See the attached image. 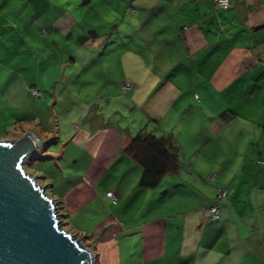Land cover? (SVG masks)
<instances>
[{
  "label": "crops",
  "instance_id": "0c3cea01",
  "mask_svg": "<svg viewBox=\"0 0 264 264\" xmlns=\"http://www.w3.org/2000/svg\"><path fill=\"white\" fill-rule=\"evenodd\" d=\"M22 4L34 9V20L25 19L29 29L51 24L74 35L75 43H59L63 71L56 70L57 81L53 74L40 83L37 55L48 52L47 44H26L35 54L33 66L29 57L26 67H0L1 87L18 82L48 93L55 85L62 89L56 102L77 78L87 80L95 57L113 56L119 66L106 61L104 91L93 92L86 110L80 95H72L81 122L62 137H37L31 125L40 122L26 98L20 113L4 117L0 111V138L28 129L46 151L41 159H63L69 149L83 159L82 171L68 178L45 170L40 177L53 178L46 180L48 196L73 228L67 231L87 241L95 264H264V0H230L224 9H214L211 0H69L59 6L4 0L0 7L12 15ZM0 22L18 29L20 39L27 29L12 18ZM97 45L105 46L99 51ZM118 80L129 81L131 90L119 91ZM126 109L127 117L119 113ZM226 110L234 114L223 122L219 113ZM22 120L31 124L19 128ZM138 129L168 136L177 160L176 169L150 188L137 184L140 167L121 150ZM218 188L225 192L216 199ZM103 189L117 195L116 207L109 210ZM215 201L217 213L210 217L206 208ZM87 212L97 215L87 221Z\"/></svg>",
  "mask_w": 264,
  "mask_h": 264
},
{
  "label": "rangeland",
  "instance_id": "374dc122",
  "mask_svg": "<svg viewBox=\"0 0 264 264\" xmlns=\"http://www.w3.org/2000/svg\"><path fill=\"white\" fill-rule=\"evenodd\" d=\"M2 1L4 0H0V2ZM15 1H17L18 3H22L24 0H15ZM46 1L56 6H59L58 5L59 3L62 4L63 1L69 2V0H46ZM66 5H69V3H67ZM26 7H28L27 4H26ZM25 8H23V4H22L21 7L17 8L15 10L16 12H14L11 15L2 6L0 7V11H1L0 18L1 17L12 18L15 21V25L18 28H21V29H24V27L27 28L22 34L24 37V39L22 40L23 37L20 39V36L18 35V29L14 27V31H11L8 26L9 24H3L0 22V67H14L15 65H18V66L22 65V67H26V62L29 59V57L31 61L28 67H32L33 63L35 62V54L33 55L28 54L29 48L28 46H26V44L38 45L39 47V46H45L44 43H46L47 44L46 49L48 50V52H46L45 50L42 56L37 55V63H36L37 66L39 65L40 59H42V66H43L41 76L39 75V71L36 72L37 74L36 76H38L37 80H38V83H40L42 80L45 81L46 79L50 78L54 74L53 81H57L58 71L59 73L63 71V68H61V71L58 69L59 67L58 60L63 59L62 57L63 52L60 50L63 47L59 45V43L61 42L62 44V42H64L65 45L67 43H70V44L75 43L74 35L71 36L67 34L68 31L71 30V27L65 30V33L67 35H65L64 32H58L56 28L52 27L51 24H49V26L47 24L40 26V29L38 31L36 29V25L33 24L32 29H29V26L27 24V21H25V19L27 20L32 17V20H34L33 18L35 17V13L33 12L34 9L30 11V9H28L29 7L26 9ZM53 12L57 13L58 9L50 8V13L53 14ZM86 20L87 18H84L83 22L78 27L81 29H85L87 25H84L83 23ZM75 28H77V26ZM98 31L102 34L105 33V30L103 27L98 28ZM108 43L106 42L105 44H108ZM101 45H97L99 46L98 47L99 51L102 49V47L104 48L105 46V45L104 46H101ZM107 47H109L110 50L116 48L115 46H107ZM79 51L81 52L82 50H79ZM83 54L84 53L81 52L80 56L83 57ZM99 57L98 56L95 57V61H94L95 65L94 67H91V69L93 68L94 69L89 71L90 76L87 78V80L84 81L83 79L77 78L76 83H73L75 84V86L72 87L71 89H70V86H68V89L66 88L63 89L64 90L63 95L56 102H55V99H57L56 95L58 94V90L60 91L61 87L58 88V87H55V85L50 88L47 87L49 91L48 93H46L44 88H40L35 85H26L25 87L24 85H22L20 87V84L18 82H15V83L12 82L9 87H3V86L1 87V82H0V108H2L0 111H3L4 117L5 115H7V117H10L8 114L9 111L14 110L16 113H20L22 110H24L26 102L23 103V99L26 98L27 100H30L32 102L33 105L29 108L34 112L37 120L40 122V125L38 127H37V124H34V123L33 125H31L32 128L34 127L36 128L37 137L39 136L38 138L40 140L45 138L44 141L50 140L54 135L62 137V134L65 131L69 130L71 127L77 126L79 122H81L79 119L78 111H80L82 108H79L76 111V104L72 102V101H75V99H72V95H75V94L80 95L78 96V98L80 100H83L81 101L80 105L86 110L88 106L92 103L93 92L96 91L97 93H103L104 91L105 85L103 86L102 83L104 82L103 80L108 78L109 76V74L103 70L104 68H102L106 66V61L111 62L112 67H115L117 69L119 67L116 62V58H114L113 56L112 57L107 56L105 58L104 56H102L100 59H98ZM57 69L58 71L56 72ZM95 71L97 72L95 73ZM119 81L122 82V80L117 81L118 86L120 83ZM126 82H129V81H126ZM130 85L132 84L130 83ZM29 86H33L34 88H37L38 90H40V96L39 97L31 96L30 93L26 90L28 89ZM132 86L126 87V88L123 86H119L118 88H119V91H121L122 93H126L131 90ZM68 92H73L74 94H70ZM52 93H53V96L51 97ZM43 97H45L44 100H43ZM102 101H104V99H102ZM116 101L118 103H122L123 98L120 95H118L116 96ZM135 110L138 111L137 108H135ZM119 113L122 116L127 117L128 109L119 110ZM20 123L22 124L19 128H25V126H29L31 124V122L29 123V120H22ZM52 128L55 129L54 131L55 133L53 132ZM2 129L3 127H1L0 129L1 135H2L1 133ZM23 130H28V129H23ZM40 140H37L38 146L35 148V150L27 154L24 157V162H22L23 169L26 172H28L30 175H35L33 177H34V181L37 184L41 186L43 185L45 186V184H47L46 183L47 181H51L53 178L56 179L59 177V175H63L66 178H68L69 174L78 173L82 171L83 166H84L83 164L84 161L83 159L81 160V158H79V153L77 152L76 149L67 150L65 153V157L63 159H60V158L57 159V157L55 158V160L50 159V158L41 159V155L44 154V152L46 153V151L40 150V147H41V146L39 147L41 143ZM73 156L77 157V161L74 162V159L72 158ZM43 170H45V172L51 173L53 178L51 179L50 177H48V179H45L42 176L40 177V175L43 174ZM61 181H64V180H62L61 178ZM106 190H110L111 192L113 191L111 189H103L102 191V193L106 196L108 202L111 203L110 206H108L110 210V207L113 208L117 206L118 197L114 192H113V198L106 195ZM43 191L46 195H50V190L47 185L45 186V188L43 187ZM88 214L89 212H87L86 218H84L87 221H89L87 218H92L93 216L97 215V213L95 212L93 214H90V216H88ZM99 214H100V211L98 212V215ZM77 216L78 215L70 219L71 220L70 223L72 225L77 222L78 220ZM59 218L61 221V225L59 226H61V228H63L64 230L73 229L70 224H66V225L64 224L62 217H59ZM78 222L85 224L82 220H79ZM73 237L76 238L78 242L81 243L84 247L90 249V247L85 243L87 241L84 242V240L81 239V237H77L75 235H73ZM90 250L92 251V249ZM93 264H94V259H93Z\"/></svg>",
  "mask_w": 264,
  "mask_h": 264
},
{
  "label": "water",
  "instance_id": "95a60500",
  "mask_svg": "<svg viewBox=\"0 0 264 264\" xmlns=\"http://www.w3.org/2000/svg\"><path fill=\"white\" fill-rule=\"evenodd\" d=\"M38 146L30 131L0 138V264H93V253L59 226L55 202L22 167Z\"/></svg>",
  "mask_w": 264,
  "mask_h": 264
},
{
  "label": "trees",
  "instance_id": "16d2710c",
  "mask_svg": "<svg viewBox=\"0 0 264 264\" xmlns=\"http://www.w3.org/2000/svg\"><path fill=\"white\" fill-rule=\"evenodd\" d=\"M233 114V112L228 110L222 111L219 113V118L224 122L229 120ZM168 146V136L163 134L155 135L149 131L144 132L138 129V131L129 136L126 143L121 147L122 152L130 156L140 167V175L137 181L139 186L145 188L154 187L164 174L176 169V157ZM45 186L43 185L44 188ZM53 200L57 215L62 217L59 212L60 205L58 201L56 199ZM59 217L58 223L61 225Z\"/></svg>",
  "mask_w": 264,
  "mask_h": 264
},
{
  "label": "built area",
  "instance_id": "2783aa9c",
  "mask_svg": "<svg viewBox=\"0 0 264 264\" xmlns=\"http://www.w3.org/2000/svg\"><path fill=\"white\" fill-rule=\"evenodd\" d=\"M212 6L214 9H224L226 7H228L230 0H211ZM120 86L123 87H130V83L126 82V81H122L120 82ZM28 91L31 93V95H33L34 97H39L40 96V90H38L37 88H34L33 86H29L28 87ZM225 190L222 188H218L216 190L215 193V198H220L221 196L224 195ZM106 195L110 196L113 198V192H111L110 190H106ZM217 202H213L211 205H209L206 210L208 212V215L210 217H215L216 213H217Z\"/></svg>",
  "mask_w": 264,
  "mask_h": 264
}]
</instances>
